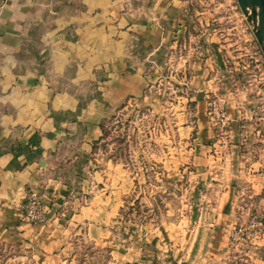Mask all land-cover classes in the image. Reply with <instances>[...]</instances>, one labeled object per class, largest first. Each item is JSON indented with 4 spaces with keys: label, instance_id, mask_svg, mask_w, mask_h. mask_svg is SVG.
I'll return each instance as SVG.
<instances>
[{
    "label": "crops",
    "instance_id": "0c3cea01",
    "mask_svg": "<svg viewBox=\"0 0 264 264\" xmlns=\"http://www.w3.org/2000/svg\"><path fill=\"white\" fill-rule=\"evenodd\" d=\"M189 7V0H0V243L22 242L54 259L83 229L103 245L111 239L135 187L121 156L99 161L102 125L120 109L159 110L150 84L184 43ZM199 43L180 69L188 71L190 102L174 110L181 149L174 157L167 148L157 164L168 177L160 184L165 213L141 232L158 256L176 252L168 264H189L194 250L199 264H218L230 250L242 258L244 247V264H264V225L248 248L251 241L231 246L254 210L264 213V122L254 117L252 96H234L217 41L207 40V50ZM210 99L227 116L217 133ZM30 190L47 198L42 223L22 214ZM115 248V264H166L138 247L127 253L119 241Z\"/></svg>",
    "mask_w": 264,
    "mask_h": 264
},
{
    "label": "rangeland",
    "instance_id": "374dc122",
    "mask_svg": "<svg viewBox=\"0 0 264 264\" xmlns=\"http://www.w3.org/2000/svg\"><path fill=\"white\" fill-rule=\"evenodd\" d=\"M189 2V18L185 20L186 27L178 38L184 39V43L182 42L175 51V62H171L172 55H170L167 68L155 75L150 84L149 94L159 101V110L153 111L151 107H146L116 111L108 120V122L111 119L114 121L107 122L109 134L102 144L100 143L98 149L100 161L105 157L114 159L115 151L121 147L120 162L126 166L128 176L135 187L126 199L111 239L103 245L101 242L92 241L84 234L85 229H83L80 234L70 237L66 250L61 252L59 257L57 254L54 259L28 251L22 242H2L0 264H115L119 258L115 250L116 241H119L122 248L130 254L138 247L149 259L152 256L156 261L164 259L166 264L173 259L176 253L173 249L164 250L160 256L155 254L147 243V234L145 235L141 230L146 228L151 231L156 228L165 213L162 201L166 198V194L162 193L164 189L160 188V184L168 177L165 172L163 173L164 170L157 167V164L167 155V148L174 152V157L181 149V144L177 143L179 142L176 137L178 122L173 117L174 110L182 109L186 104L190 106V102L184 101L189 97V92H185L186 87L183 86L188 71L185 70L183 75L182 72L180 74V69L187 68V63L191 59L190 52L196 51L199 41H205V50H207V40L217 41L218 49L230 74L234 96L241 93L252 96L254 117L256 121L264 122V57L252 28L236 0H189ZM179 62L181 65L178 67ZM213 100L210 99L209 102ZM187 106L185 111L188 110ZM221 108L225 113L223 106ZM209 111L208 107L210 123L214 125L216 123ZM256 126L252 124L251 128ZM252 219L261 221L264 225L262 211L254 210L250 221ZM260 228L262 227L250 228L251 242L248 241L250 243L247 248L260 237ZM241 229H248V224ZM246 251L244 247L242 258H237V254L230 250L220 263L244 264V260H247ZM190 259L187 261L189 264H199L204 260L199 257L197 250L191 252Z\"/></svg>",
    "mask_w": 264,
    "mask_h": 264
},
{
    "label": "built area",
    "instance_id": "2783aa9c",
    "mask_svg": "<svg viewBox=\"0 0 264 264\" xmlns=\"http://www.w3.org/2000/svg\"><path fill=\"white\" fill-rule=\"evenodd\" d=\"M264 106V105H263ZM208 107L210 109L209 114L215 121L216 126L220 129L225 128L227 125V116L223 112L218 101L213 100L209 102ZM47 198L44 194H39L35 191H29L25 196L24 204L22 205V214L25 219L32 223H42L46 220L47 211ZM263 223L261 221H256L252 219L248 223V229H239L236 231L231 246L236 243H243L245 241H250V228L262 227Z\"/></svg>",
    "mask_w": 264,
    "mask_h": 264
},
{
    "label": "water",
    "instance_id": "95a60500",
    "mask_svg": "<svg viewBox=\"0 0 264 264\" xmlns=\"http://www.w3.org/2000/svg\"><path fill=\"white\" fill-rule=\"evenodd\" d=\"M264 57V0H236Z\"/></svg>",
    "mask_w": 264,
    "mask_h": 264
},
{
    "label": "trees",
    "instance_id": "16d2710c",
    "mask_svg": "<svg viewBox=\"0 0 264 264\" xmlns=\"http://www.w3.org/2000/svg\"><path fill=\"white\" fill-rule=\"evenodd\" d=\"M185 92H186V90H185ZM112 121H114V119H111L108 123H112ZM212 127H213V129L215 130V132L217 133V126H216V124H214V125H212ZM102 133H103V136H102V139H106V137L108 136V134H109V132H108V128H107V124H106V126L105 125H102ZM217 136H218V134H217ZM218 139V137H216V140ZM219 140V139H218ZM121 142H123V141H121ZM121 151H122V149H121V147L120 148H118L116 151H115V153H114V157H118V156H121Z\"/></svg>",
    "mask_w": 264,
    "mask_h": 264
}]
</instances>
